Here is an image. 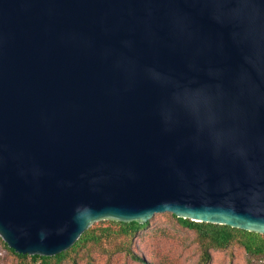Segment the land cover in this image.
<instances>
[{"label": "water", "instance_id": "1", "mask_svg": "<svg viewBox=\"0 0 264 264\" xmlns=\"http://www.w3.org/2000/svg\"><path fill=\"white\" fill-rule=\"evenodd\" d=\"M166 212L264 234V0H0V237Z\"/></svg>", "mask_w": 264, "mask_h": 264}, {"label": "rangeland", "instance_id": "2", "mask_svg": "<svg viewBox=\"0 0 264 264\" xmlns=\"http://www.w3.org/2000/svg\"><path fill=\"white\" fill-rule=\"evenodd\" d=\"M110 221L117 220L96 221L90 228L107 227ZM201 254L196 232L166 212L155 214L149 226L132 238L110 236L100 244L90 242L62 262L51 264H199ZM211 255L208 264H258L237 243L226 250H211ZM25 263L35 264L30 257ZM25 263L8 251L0 239V264Z\"/></svg>", "mask_w": 264, "mask_h": 264}, {"label": "trees", "instance_id": "3", "mask_svg": "<svg viewBox=\"0 0 264 264\" xmlns=\"http://www.w3.org/2000/svg\"><path fill=\"white\" fill-rule=\"evenodd\" d=\"M179 223L190 230H194L202 248L199 264H208L211 259V250H226L237 243L244 248L246 254L258 264H264V234L251 232L228 225L213 223L194 222L184 219L171 213ZM107 227L89 228L80 239L67 251L56 256L45 257L38 255H23L11 249L8 244L0 237L5 248L22 260V263L30 257L35 264L60 263L66 259L70 253L93 242L100 244L102 240L110 236L132 238L149 226L148 222L132 221H110ZM39 262V263H38ZM28 264V263H25Z\"/></svg>", "mask_w": 264, "mask_h": 264}]
</instances>
